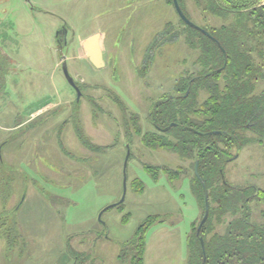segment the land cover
Instances as JSON below:
<instances>
[{"label":"rangeland","instance_id":"1","mask_svg":"<svg viewBox=\"0 0 264 264\" xmlns=\"http://www.w3.org/2000/svg\"><path fill=\"white\" fill-rule=\"evenodd\" d=\"M180 4L193 24L220 26L193 0ZM232 21L227 17L225 24ZM179 23L170 0H0L6 32L0 41L10 37L12 44L5 48L11 60L0 57V264H133L130 244L154 216L161 223L146 230L143 264H187V240L203 206L193 194L192 162L141 141L153 130L147 124L152 106L176 95L182 75L204 71L197 50L186 45L191 31ZM62 29L67 46L59 51L55 36ZM97 33L102 70L86 63L81 47L84 36ZM246 41L256 70L253 93L264 102V48L257 38ZM60 56L80 87L78 100ZM47 104L55 109L42 112ZM189 104L199 108L194 100ZM239 135L244 148L212 189L253 185L261 196L249 202V221L261 225L264 152L250 132ZM126 147V195L116 206ZM212 199L208 241L234 219L222 217Z\"/></svg>","mask_w":264,"mask_h":264},{"label":"trees","instance_id":"2","mask_svg":"<svg viewBox=\"0 0 264 264\" xmlns=\"http://www.w3.org/2000/svg\"><path fill=\"white\" fill-rule=\"evenodd\" d=\"M177 1L182 13L191 22L180 0ZM193 1L203 11L208 12L210 17L212 15L221 20L217 28L198 26L208 32L213 39L211 40L179 19V24L192 32L186 31L188 33L186 45L191 50H197V64L204 71L198 70L182 75L174 89L176 95L165 96L152 106L148 122L154 128L152 131H145L141 141L148 149L166 150L176 154L180 160L192 162L193 183L197 187L193 194L203 204L201 219L204 214V195L203 188L194 175L196 161L197 173L208 193V198L213 197L212 200L218 211L222 212V217L226 215L234 217L226 224L222 233L208 241L207 227L213 214L209 206L208 218L199 234L196 235V228L192 230L193 236L190 234L187 240V264L194 262L202 264L203 254L199 239H202L204 244L206 257L204 264H264V223L252 224L248 215L249 202L258 200L261 193L252 196L253 189H231L225 185H220L221 189H212L213 185L221 183V171L228 157V150L235 144H245L239 139L241 131L251 128V132L254 133L252 134L254 141L251 143L256 144L258 148H255L261 153L264 152V102L260 92L253 93L256 70L247 46L243 44L254 37L257 38V46L264 48V2ZM203 2L205 5H202ZM230 16L233 21L227 26L225 20ZM221 50L224 51V55ZM220 80L223 83L221 91L218 83ZM199 92L206 95L201 104L195 101ZM193 100L199 104V108L194 111L191 110L193 105L189 104ZM190 115H196V118L193 119L189 117ZM199 116L202 117L201 120L198 119ZM172 123L176 125L166 132L159 130L169 127ZM134 131L136 135L141 134L140 129L134 128ZM144 169L150 173L153 171L146 167ZM136 192H142V189H136ZM156 223H161L158 216L148 217L138 228L130 244L136 252L132 258L133 264H143L145 233Z\"/></svg>","mask_w":264,"mask_h":264},{"label":"water","instance_id":"3","mask_svg":"<svg viewBox=\"0 0 264 264\" xmlns=\"http://www.w3.org/2000/svg\"><path fill=\"white\" fill-rule=\"evenodd\" d=\"M25 1H26V3H28V0H25ZM171 1H172L174 10L177 13L179 19L185 25H187L188 27H190L192 29H195L197 31H200L205 36H207L211 40H213L206 31H204V30L200 29L198 26L194 25L192 22H190L184 16V14L182 13V11H181V9H180V7L178 5V1L177 0H171ZM59 34H60V31L56 34V36H58ZM100 41H101L100 35L96 34V35H93V36L89 37L88 39H86L84 41L83 45H82L83 51L85 53V57L87 58L88 62L95 69H97V70H100V69H102V68L105 67V62H104V59H103V51H102V48H101ZM221 52L224 55V51L221 50ZM59 63H60L61 70H62V72L64 74V77L66 78L67 83L73 89L76 90L77 95H78V97H77V100H78V98L80 97V91L77 88V86L75 85L74 80L68 74V70H67V67H66V62H65V57L64 56H60L59 57ZM175 125L176 124L172 123V124H170L169 127L165 128V129H160V131L161 132H166L167 130H169L170 128L174 127ZM126 149H127V154H126V157H125V160H124L123 172H122V175H123V179H122V197H121L120 201L115 204L116 206L119 205V204H121V203H123V201L125 199V195H126V187H127L126 186V168H127L128 157H129L128 147H126ZM197 164H198V161H196V163H195L194 174H195L196 179L199 181V183L201 184V186L203 188V195H204V214H203V217L200 220V222L198 224V227L196 229V235L199 234L200 229L205 224V222H206V220L208 218V214H209V202H208L207 191H206V189L204 187V184H203L202 180L200 179V177H199V175L197 173ZM199 242H200L201 249H202V254H203L202 264H204L205 261H206L205 251H204V244H203L202 239H199Z\"/></svg>","mask_w":264,"mask_h":264},{"label":"flooded vegetation","instance_id":"4","mask_svg":"<svg viewBox=\"0 0 264 264\" xmlns=\"http://www.w3.org/2000/svg\"><path fill=\"white\" fill-rule=\"evenodd\" d=\"M60 35H63L64 36V40L62 41L61 38H60ZM66 31L64 29H62L60 31V34L57 36V39H56V45L58 46V50L59 51H62L64 50V48H66ZM66 45V46H65ZM56 46V47H57ZM65 46V47H64ZM104 56V54H103ZM104 59V58H103ZM101 70V69H100ZM75 85L77 86V88L80 90V87L78 86V84L75 83ZM200 94H203V92H199L198 93V97ZM187 95V94H186ZM147 124L150 125V127L153 129V125L151 123L148 122V117H147ZM246 127H248V125H246ZM248 129V128H247ZM160 130V129H159ZM245 131H248L250 132L251 134H254L253 132H251V128H249L248 130H245ZM244 145L245 144H241V145H233L231 149L228 150V157L226 158V162L225 164L229 163V162H233L237 159L238 156H240V152L242 151V149L244 148ZM247 145V144H246ZM239 147H242L240 150L238 149ZM233 150L235 151L234 154L231 155V153L233 152ZM225 164H224V167H225ZM224 169V168H223ZM223 171V170H222ZM222 177V176H221ZM242 189H253L254 193H253V196H255L257 193L255 191V187L253 185H248V187H243Z\"/></svg>","mask_w":264,"mask_h":264},{"label":"crops","instance_id":"5","mask_svg":"<svg viewBox=\"0 0 264 264\" xmlns=\"http://www.w3.org/2000/svg\"><path fill=\"white\" fill-rule=\"evenodd\" d=\"M0 26H2V24H0ZM6 34V32H5V30H0V35L1 36H3V35H5ZM98 35H100L99 33H97ZM94 35V34H93ZM85 37V40L86 39H88L90 36H84ZM101 37V36H100ZM9 39V40H8ZM56 39H57V36H55V43H56ZM10 37H7L6 39H3V40H1L0 41V57H1V60L2 59H4L5 58V60L6 61H8V60H11L10 58H9V56H8V53H7V50L5 49V48H7V47H10V45H12L11 43L9 44V42H10ZM85 40H83L82 41V43H81V47H82V45H83V43H84V41ZM101 43V42H100ZM57 46V45H56ZM57 49H58V46L56 47ZM82 52H83V56H84V58L86 59H84L85 61H86V63L90 66V67H92L94 70H97V69H95L89 62H88V60H87V58L85 57V53H84V51H83V47H82ZM57 63H58V58H57ZM102 70V69H101ZM99 73V72H98ZM55 109V106L54 105H51V104H47L44 108H42L41 110H42V112H43V110H54ZM40 110V111H41ZM39 111V112H40ZM38 113V111L37 112H34V113H32L33 115L35 114H37ZM3 143H4V145L6 144V142L5 141H3ZM231 220V219H230ZM230 220H227L228 222L230 221Z\"/></svg>","mask_w":264,"mask_h":264},{"label":"bare ground","instance_id":"6","mask_svg":"<svg viewBox=\"0 0 264 264\" xmlns=\"http://www.w3.org/2000/svg\"><path fill=\"white\" fill-rule=\"evenodd\" d=\"M101 44V43H100Z\"/></svg>","mask_w":264,"mask_h":264}]
</instances>
